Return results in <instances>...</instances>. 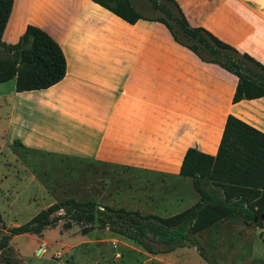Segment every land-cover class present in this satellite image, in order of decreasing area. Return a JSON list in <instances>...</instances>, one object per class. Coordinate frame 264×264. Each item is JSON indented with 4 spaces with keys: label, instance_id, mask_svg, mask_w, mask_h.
<instances>
[{
    "label": "crops",
    "instance_id": "crops-1",
    "mask_svg": "<svg viewBox=\"0 0 264 264\" xmlns=\"http://www.w3.org/2000/svg\"><path fill=\"white\" fill-rule=\"evenodd\" d=\"M176 1L192 27L264 65V0ZM28 26L60 44L67 75L32 92H17L15 79L0 83L2 148L19 142L185 180L187 150L216 156L230 115L264 133V98L234 104L238 78L202 62L159 22L132 25L93 0H15L3 41L17 44Z\"/></svg>",
    "mask_w": 264,
    "mask_h": 264
},
{
    "label": "trees",
    "instance_id": "trees-1",
    "mask_svg": "<svg viewBox=\"0 0 264 264\" xmlns=\"http://www.w3.org/2000/svg\"><path fill=\"white\" fill-rule=\"evenodd\" d=\"M14 1L0 0V52L5 53L0 57V83L15 79L19 93L49 89L67 75L65 54L49 33L35 26H28L15 45L3 41ZM93 1L132 25L140 20L163 24L176 43L202 62L218 65L236 76L234 104L264 98V65L208 30L192 27L176 0H144L149 2L153 16H146L140 9H149L143 0ZM14 145L22 146L19 142ZM179 177L192 181L200 200L178 214L162 217L98 206L93 200L67 199L41 211L26 224L10 228L9 234L0 239V253L14 237L42 236L59 222H64L66 230L83 225V235H89L96 227L108 229L154 256L174 252L187 244L197 247L196 236L235 215L248 226L264 227V133L258 129L230 115L218 154L211 156L189 148ZM200 254L212 264L205 253Z\"/></svg>",
    "mask_w": 264,
    "mask_h": 264
},
{
    "label": "rangeland",
    "instance_id": "rangeland-1",
    "mask_svg": "<svg viewBox=\"0 0 264 264\" xmlns=\"http://www.w3.org/2000/svg\"><path fill=\"white\" fill-rule=\"evenodd\" d=\"M142 2L149 8L138 4L143 13L153 16L149 2ZM5 114L0 109V119ZM0 147V239L10 228L67 199L162 217L185 211L200 200L190 179L50 156L17 145ZM63 225L57 223L42 236L14 237L0 253V264H210L201 252L212 264H264V227L248 226L236 215L196 236L197 247L187 244L157 256L108 229L96 227L83 235V225L71 230Z\"/></svg>",
    "mask_w": 264,
    "mask_h": 264
}]
</instances>
